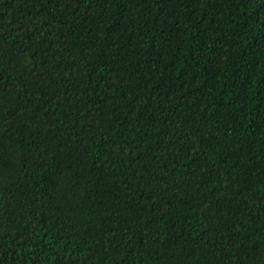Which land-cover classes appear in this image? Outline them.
<instances>
[{
    "label": "trees",
    "instance_id": "16d2710c",
    "mask_svg": "<svg viewBox=\"0 0 264 264\" xmlns=\"http://www.w3.org/2000/svg\"><path fill=\"white\" fill-rule=\"evenodd\" d=\"M0 264H264V0H0Z\"/></svg>",
    "mask_w": 264,
    "mask_h": 264
}]
</instances>
